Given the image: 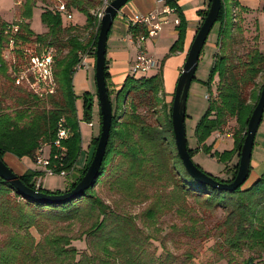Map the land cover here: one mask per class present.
I'll use <instances>...</instances> for the list:
<instances>
[{"label":"trees","instance_id":"16d2710c","mask_svg":"<svg viewBox=\"0 0 264 264\" xmlns=\"http://www.w3.org/2000/svg\"><path fill=\"white\" fill-rule=\"evenodd\" d=\"M33 1L25 2L23 15L28 18L36 0ZM64 1L72 11L76 9L86 15L84 25L65 21L59 12L49 8L41 14L47 30L35 33L29 22H8L0 15V74L6 76L9 82L0 94V157L13 153L20 158L30 157L35 163L42 143L49 144L54 153L59 128L65 126L70 130L69 137L62 141L65 147L62 167L68 171L67 177H76L65 190H49L39 185L37 177L42 174L39 170L29 169L20 175L27 186L47 194H62L78 184L93 159L101 133L100 129L92 141L91 158L79 168L82 138L75 107L73 76L85 55L94 53L96 56L101 24L96 12L101 0ZM209 6L200 11V26ZM248 11L239 0H222L216 22L219 26L217 51L207 81L208 106L195 129L197 146L192 148L187 140L193 161L199 151L222 163H228L235 153L240 160L248 122L264 84V81L258 82L264 74V51L259 46L258 35L253 37L252 44L247 41L248 48L244 46L246 36L242 21L243 13ZM13 23L19 25V31L14 34L17 45L38 42L41 48L53 50L57 82L54 93L39 96L23 85H16L9 70L10 64L3 54L13 37L9 30ZM138 26L139 23L134 24L133 31L137 32ZM179 27L182 36V21ZM177 48L174 45L172 50ZM105 76L107 80V65ZM213 82H216L215 88ZM164 96L161 72L153 76L132 73L127 76L116 93V104L112 101V126L99 175L84 194L67 201L46 203L24 195L9 181L0 178L2 222L43 231L48 224L65 225L43 234L34 246L14 233L9 235L3 244L0 243V264H174L178 256L170 250L166 251L165 257L159 256L152 246L154 236L143 231L136 216L120 211L100 196L96 186L103 177L110 179V186L116 192L130 199L143 194L144 190L137 186L138 181L153 183L163 180L162 190L165 192L171 186L170 194L157 191L155 201L144 211L142 219L150 227L158 223L162 214L175 211L180 222L171 224L173 230L191 239L206 235L208 239L214 237L212 259L207 264L221 260H225L226 264H264V173L251 185L245 186L244 183L235 190L219 189L192 177L176 147L172 126L173 100L167 104ZM3 98L12 99L18 108L13 112L7 111ZM84 108V120L90 122L92 105L88 96H85ZM232 119L235 120V125L231 127L235 148L213 152L212 145L207 144L208 139L215 132L224 130ZM194 163L204 171L198 163ZM238 167L239 161L227 179L206 173L218 181L230 183ZM189 200H193L197 207L189 206ZM194 211L206 212L207 220L216 216L206 234H203L199 221L203 216L193 214ZM79 220L83 223L81 230L69 234ZM84 236L87 248L79 252L73 241L83 240ZM165 246L162 241L164 250ZM185 258L192 261L193 253L187 251Z\"/></svg>","mask_w":264,"mask_h":264},{"label":"crops","instance_id":"0c3cea01","mask_svg":"<svg viewBox=\"0 0 264 264\" xmlns=\"http://www.w3.org/2000/svg\"><path fill=\"white\" fill-rule=\"evenodd\" d=\"M22 1V0H18ZM35 1V0H34ZM33 1V2H34ZM171 1L178 11L175 10L169 15V21L165 23L162 29L154 37L148 38L145 42L146 50L149 55L155 57L158 61V67L153 71L147 73V76H153L158 72H161L163 79V92L165 94L164 102L169 104L175 94L178 78L183 70L186 62L188 52L193 43L197 30L201 24L200 11L205 10L209 6L210 0H130L128 1L117 13L113 25L109 31L107 40V51H106V65L109 72V78L107 79V87L113 101L116 104V93L123 86L125 79L131 74V68L136 58L137 48L133 41V36L143 32V26H138L136 31H133L132 24L136 22L143 15L149 14L155 11H161L166 6L172 7ZM26 2V1H25ZM33 3L31 9V15L36 8L41 9V13L44 11L41 6ZM240 4L249 9L245 12V15L251 16L256 15L258 19L263 18V22L259 23L258 43L260 48L264 51V11L262 10V0H239ZM16 12L12 18H6L1 15L8 22L12 21H26L30 23L31 28L34 30L31 24V17L23 15L25 8L18 7L16 3ZM52 8V7H51ZM174 8V7H172ZM175 9V8H174ZM72 11V10H71ZM73 18L68 20L64 17L65 21L74 23L76 25H84L86 23V15L78 10L72 11ZM179 18L180 22L184 24L183 34H180V23L176 24L175 19ZM42 21V19H41ZM43 23V22H42ZM217 33L219 26L217 24ZM47 27L43 24V30L45 32ZM35 31V30H34ZM177 45L178 48L173 51L172 48ZM215 53L217 51V41L215 45ZM214 53V54H215ZM84 65L77 69L73 76V90L76 96L75 107L77 117L80 120L79 127L82 138V153L78 161V166L84 163V160H88L89 154L91 153L92 141L98 136L101 129V111L99 105V98L97 92V84L95 77V63L96 56L94 53H88L85 55L83 60ZM213 63V61H212ZM209 70V63H208ZM198 69V68H197ZM197 72V71H196ZM208 95L206 93L204 100L207 101L208 106ZM85 96H88V100L91 102V120L88 123H84V111H85ZM198 95L196 92L191 94L189 91V97L187 102V116L195 114L196 112L202 113L205 105L199 102ZM206 104V103H205ZM199 113V114H200ZM93 120V121H92ZM92 123V125L90 124ZM235 125V120L232 119L224 130L215 132L207 141V144L212 145V151H231L235 148V139L231 127ZM221 135L222 137H219ZM196 145L191 146L196 147ZM199 151L198 153H201ZM196 153V154H198ZM207 156L211 157L209 154ZM5 163L17 174L22 175L29 169L39 170L42 172L37 177V183L45 189L49 190H65L72 181H74V175L66 181H62L63 185L60 187H44L43 181L45 178L48 180L55 179L59 176H47L43 173L42 169H38L37 165L33 162L30 157H18L13 153H6L3 156ZM195 158V157H193ZM213 158V157H211ZM217 159V158H213ZM195 160V159H194ZM239 161V155L235 153L228 163L219 162L220 167L217 172V176L223 179L231 177L236 164ZM197 162V161H196ZM264 173V114L261 124L255 136V142L251 156V170L245 186L251 185L256 179H258ZM78 176V175H77Z\"/></svg>","mask_w":264,"mask_h":264},{"label":"rangeland","instance_id":"374dc122","mask_svg":"<svg viewBox=\"0 0 264 264\" xmlns=\"http://www.w3.org/2000/svg\"><path fill=\"white\" fill-rule=\"evenodd\" d=\"M26 0H22L21 4H18V7L20 6L22 10L26 7L25 5ZM64 1V0H63ZM18 0H0V13L3 17L6 18H12L16 12V3ZM41 8L45 9H51L57 3V0H37V2ZM19 7V8H20ZM263 10V9H262ZM94 12V10H91ZM264 11V10H263ZM41 9L38 7L34 10L33 14L31 15V24L34 28L35 33H40L43 30V23L41 21ZM244 20L242 21L243 28L245 30L244 36H246V42L244 44L245 47H249L250 45H247V41L249 40V43L252 44V41L254 40V36H256V33H259V23L263 22V18L258 17L256 15L247 16L245 15V12L243 13ZM4 19V18H3ZM18 22V21H17ZM218 24V23H217ZM217 24L214 25L213 29L211 30L208 39L204 45V48L200 55L199 65L198 69L195 75V78L192 81L191 87H190V93L198 95L199 102L202 103V105H205V108H203L202 113L196 112L195 114L188 115L186 117V130H187V139L190 146L196 145V136H195V129L200 121L202 115L205 113L207 109V101L204 100L206 93L209 92V86L207 84L210 69L213 65L212 61H214V53H215V45L216 41L218 40V37L216 36L217 33ZM29 44V43H27ZM21 46V45H20ZM19 45L14 50L15 53H18L22 50V48ZM243 50V49H242ZM246 50V49H245ZM244 51V50H243ZM5 59L9 62L11 65L12 62V54L9 49H5L4 52ZM208 63H209V70L208 69ZM10 70V69H9ZM6 79V76L3 74H0V94L2 91L3 86H7L9 82ZM264 81V74L259 77V83H262ZM212 86L216 87V82H213ZM2 95H0L1 98ZM3 102L7 106V111L13 112L16 106L13 103V100L10 98H3ZM15 102V101H14ZM206 103V104H205ZM23 108V107H21ZM27 113H30L28 111ZM200 113V114H199ZM93 121V120H92ZM84 123H88V121H85ZM92 125V123H90ZM93 149L91 150V153L89 154L88 160H84V163H81L80 166H84L85 163L89 161L91 158ZM195 162L198 163L205 172H208L214 176H217L218 169L220 167L219 161L216 159H213L207 154L201 152L198 154H195L194 156ZM4 159V158H3ZM5 161V160H4ZM81 166V167H82ZM10 167V166H9ZM79 167V168H81ZM59 176L57 178H60L59 180L51 179L48 180L47 178L43 181L44 187H53L56 185V187H60L63 185L62 181L65 179L66 181L68 178L71 177L67 176H61V175H54ZM75 177V175H74ZM219 177V176H218ZM73 178V177H72ZM110 179L102 178L100 183L96 186V189L100 196L109 204L112 206H116L120 211H124L126 213L132 214L133 216H136V221L138 225L143 229V231L146 234H151L154 236L152 239V246L156 248V252L159 256L165 257L166 251L170 250L174 255L178 256L176 260H174V264H198V263H205L207 264L208 260H211V255H213L212 251V245L215 242V238L212 237L210 239L207 238V235L202 238H196L191 239L188 236L183 235L178 230H173L171 228L172 223H179L180 219L177 216V213L175 211H170L167 214H162V216L159 218L158 223L156 225H151L150 227L146 226L145 221L142 219V216L144 214V211L153 204L155 201V198L157 196V191L162 190V184L163 180H155L153 183H146L143 181H138L137 186L141 188L143 191L142 195H138L136 198L130 199L124 196L122 193L116 192L109 183ZM138 188V189H139ZM171 186L167 187V191H163V194H170ZM172 191V190H171ZM188 205L192 207H197L196 203L193 200L188 201ZM220 213V212H219ZM193 214L203 216L202 220L200 221V225L202 223V230L203 234L207 233V228H209L213 222L216 216L211 217L207 220V213H203L200 211H194ZM220 215V214H219ZM46 222H51L48 220H45ZM48 224V223H46ZM82 221H77L75 225H73V229L69 234H76L79 230H81ZM65 225H55V224H48V227L45 228V230H41L36 227H32L29 230L27 228H19L17 223H5L0 220V243L3 244L5 239L8 238L11 234H16L19 237L23 238L24 240H28L31 245L34 246L36 242H38L43 234H46V232H49L52 229L59 230L61 228H64ZM86 226V225H85ZM162 241L165 243L166 249L162 247ZM73 244L78 248L79 252H82L86 250L87 248V242L84 236L83 240H74ZM187 251H191L193 253V259L192 261H186L185 253ZM215 264H226L225 260L217 261Z\"/></svg>","mask_w":264,"mask_h":264},{"label":"water","instance_id":"95a60500","mask_svg":"<svg viewBox=\"0 0 264 264\" xmlns=\"http://www.w3.org/2000/svg\"><path fill=\"white\" fill-rule=\"evenodd\" d=\"M130 0H112L105 10L101 20L98 42L96 47L95 77L99 98L100 111L102 116L101 133L95 149L93 159L88 166L84 176L78 184L70 191L62 194H47L37 189L27 186L0 157V178L9 181L24 195L43 201L46 203H57L74 199L92 187L99 175L100 168L106 153L109 141L110 130L113 119V104L107 87L105 76L106 70V51L109 31L113 25L118 11ZM222 8V0H211L208 13L197 30L193 43L188 52L183 70L178 78L173 104H172V126L175 135L176 147L186 170L196 180L209 184L219 189L235 190L242 186L248 179L251 170V156L255 142V136L261 124L264 114V84L260 93L259 100L253 109L248 122L247 133L240 151V160L237 174L232 182L218 181L211 175L202 171L194 163L190 156L187 145V102L192 81L196 75L199 65L200 55L208 36L216 24Z\"/></svg>","mask_w":264,"mask_h":264},{"label":"built area","instance_id":"2783aa9c","mask_svg":"<svg viewBox=\"0 0 264 264\" xmlns=\"http://www.w3.org/2000/svg\"><path fill=\"white\" fill-rule=\"evenodd\" d=\"M112 0H101V6L97 10L96 15L101 20L105 14V10ZM17 4H21L18 1ZM59 12L63 17L71 20L73 14L71 9L67 6L63 0H57V3L51 8ZM175 11L174 8L166 6L161 11L151 12L143 15L136 23L143 26L144 31L133 36V41L137 48V54L131 73L147 74L158 67V61L155 57L149 55L146 50L145 42L148 38L154 37L162 29L163 25L169 21V15ZM175 23L179 24V18L175 19ZM13 37L10 39L8 48L12 54V62L10 65V72L15 79L16 85H23L29 91L39 95L45 96L52 94L56 91L57 82L54 75V53L52 49L41 48L42 46L38 42L23 44L20 47L22 50L15 53V49L18 46L14 34L19 31V25L17 23L11 24L9 27ZM85 62L77 66V69L81 68ZM70 135V130L61 126L57 131L56 139L54 141V147L56 152L52 153L51 146L47 143H42L37 154L35 164L38 169H42L43 173L47 176L61 175L67 176L68 171L63 169V157L65 154V147L62 141L67 139ZM219 137H222L219 135Z\"/></svg>","mask_w":264,"mask_h":264}]
</instances>
